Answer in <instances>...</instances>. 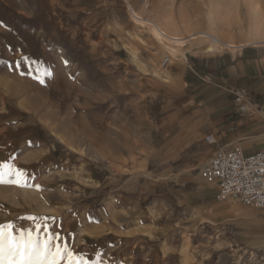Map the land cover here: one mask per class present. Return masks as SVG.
I'll use <instances>...</instances> for the list:
<instances>
[{"label":"rangeland","instance_id":"1","mask_svg":"<svg viewBox=\"0 0 264 264\" xmlns=\"http://www.w3.org/2000/svg\"><path fill=\"white\" fill-rule=\"evenodd\" d=\"M153 25L179 40H159ZM259 42L264 0H0V226H11L0 231L27 238L30 230L40 239L44 230L34 226L47 223L59 231L57 243L98 264H154L144 256L148 250L160 255L158 247L142 240L155 239L152 230L94 240V225L105 215L108 225L116 224V208L111 199H93L101 191L120 193L137 213L161 190L154 174L165 165L155 163L166 159L156 150L158 111L185 92L163 75L169 62L191 52H219L228 43ZM166 56L170 61L163 64ZM201 137L206 142L193 147V173L212 156H205L211 140ZM122 212L114 217L121 223ZM207 239L201 235L197 242L200 264L264 262L252 244Z\"/></svg>","mask_w":264,"mask_h":264},{"label":"crops","instance_id":"2","mask_svg":"<svg viewBox=\"0 0 264 264\" xmlns=\"http://www.w3.org/2000/svg\"><path fill=\"white\" fill-rule=\"evenodd\" d=\"M228 46L214 53L184 54L164 69L170 82L176 86L179 82L185 92L167 99L158 111L154 135L159 136L160 143L156 150L167 159L155 163H165L154 173L163 184H156L161 190L148 195L145 205L135 210L137 213L131 199L120 193H96L93 201L104 204L112 200L116 208L112 220L116 224L108 225L105 215L94 225L98 232L94 240L101 242L113 233L120 241L126 235L152 230L155 239L148 236L142 240L149 248L158 247L160 255L148 250L144 256L145 261L153 257L149 262L154 264H200L204 260L198 254L201 235L206 236V241L218 238L224 245L232 246V241L240 247L249 243L264 253V208L215 200V189L191 170L197 165L191 159L193 147L206 142L200 136L211 140L206 157L224 146H238L246 154L264 148V141L258 138L264 135V42ZM234 92L244 95L245 110L234 101ZM188 152L192 153L187 155ZM172 159L175 160L170 163ZM150 179L149 176V184H155ZM119 211H123V223L114 218ZM136 222L139 224L134 225ZM90 239L86 238L89 245Z\"/></svg>","mask_w":264,"mask_h":264},{"label":"built area","instance_id":"3","mask_svg":"<svg viewBox=\"0 0 264 264\" xmlns=\"http://www.w3.org/2000/svg\"><path fill=\"white\" fill-rule=\"evenodd\" d=\"M168 61L169 56L164 57L163 62ZM234 95L235 102H245L242 93L234 92ZM241 109L245 110L244 104ZM199 174L215 189V200L264 208V148L246 154L238 146L219 147L200 168Z\"/></svg>","mask_w":264,"mask_h":264},{"label":"snow or ice","instance_id":"4","mask_svg":"<svg viewBox=\"0 0 264 264\" xmlns=\"http://www.w3.org/2000/svg\"><path fill=\"white\" fill-rule=\"evenodd\" d=\"M21 60L30 61V58L22 57ZM0 63H3L0 60ZM20 61H17L19 67ZM13 175L11 169L8 172ZM40 187V185H36ZM11 227L10 225L0 226V228ZM37 231L43 228L44 235L40 239H34L27 232V238L22 233L18 238L12 237L4 231H0V259L5 260V264H98L95 260H90L86 252L73 251L67 244H60L57 241L62 239L59 231H53L52 225L43 224L34 226Z\"/></svg>","mask_w":264,"mask_h":264},{"label":"bare ground","instance_id":"5","mask_svg":"<svg viewBox=\"0 0 264 264\" xmlns=\"http://www.w3.org/2000/svg\"><path fill=\"white\" fill-rule=\"evenodd\" d=\"M137 17V16H136ZM154 24V23H153ZM153 29H154V33H155V35H156V37L159 39V40H172V41H178L179 40V36L175 33V32H172V31H167V30H162L161 29V27H159V26H157V25H153ZM207 34V33H206ZM205 34V35H206ZM208 36V35H207ZM211 38H212V40H215V41H218V39L217 38H215L214 36H210ZM228 45H230V46H235V44L234 43H228ZM176 60V59H175ZM163 64H164V62H163ZM163 75L165 76V77H167L164 73H163ZM162 75V76H163ZM75 76V75H74ZM76 79V78H75ZM75 81V80H74ZM82 81V80H81ZM63 83V82H62ZM74 83V82H73ZM77 83V82H76ZM89 82H87V84H88ZM62 85V84H61ZM73 85V84H72ZM75 85V84H74ZM69 86V85H68ZM89 86V85H88ZM91 86V85H90ZM63 87V86H62ZM71 87V86H70ZM78 87V86H77ZM83 89V88H82ZM54 90V89H53ZM63 90H65V89H63ZM52 91V90H51ZM72 91H75L76 93H81V89H79V88H76L75 86H72ZM49 92V91H48ZM86 92V91H85ZM50 93H52V92H50ZM55 93V92H54ZM63 93H65V92H63ZM67 93V92H66ZM45 94V93H44ZM62 94V93H61ZM82 94H84V93H82ZM82 94H80V95H82ZM50 95V94H49ZM86 94H84L83 95V97L85 96ZM48 96V95H47ZM71 96V95H70ZM78 96V95H77ZM72 97V96H71ZM56 99V98H55ZM83 99H85V98H83ZM87 100V99H86ZM89 100V99H88ZM61 101V100H60ZM84 101V100H83ZM72 103V102H71ZM78 103V102H77ZM84 103H86V102H84ZM83 103V104H84ZM68 104V103H67ZM70 104V103H69ZM82 104V105H83ZM55 105H57V104H55ZM54 105V106H55ZM85 105H88V104H85ZM84 105V106H85ZM52 106V105H51ZM66 106V105H65ZM70 106V105H69ZM89 106V105H88ZM86 107V106H85ZM60 108H61V106H60ZM94 108V107H93ZM70 111V110H69ZM47 112V111H46ZM54 112V111H53ZM80 112V111H79ZM78 112V113H79ZM59 114V113H58ZM61 114V113H60ZM74 115V114H73ZM87 117V116H86ZM77 118H79V117H77ZM92 119H94L95 120V118H93L92 117ZM79 120V119H78ZM93 120V121H94ZM96 120H97V118H96ZM76 121V120H75ZM107 121V120H106ZM106 121H104V123L106 122ZM84 122V121H83ZM92 122V121H91ZM110 122V121H109ZM98 123V122H97ZM108 123V122H107ZM106 123V125H108ZM79 126V125H78ZM88 126V125H87ZM87 126H86V129H87ZM84 127V126H83ZM81 128H82V126H81ZM106 129V128H105ZM81 131V130H80ZM84 131H86V130H84ZM83 131V132H84ZM105 133V132H104ZM92 138V137H91ZM93 139V138H92ZM92 139H90V140H92ZM96 139V138H95ZM94 139V140H95ZM93 140V141H94ZM100 139H98L97 141H99ZM102 141V140H101ZM96 142V141H95ZM95 144V143H94ZM101 144V143H100ZM174 249V248H173Z\"/></svg>","mask_w":264,"mask_h":264}]
</instances>
